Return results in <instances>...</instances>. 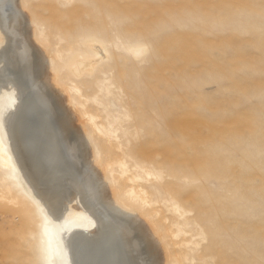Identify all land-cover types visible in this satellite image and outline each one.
<instances>
[{"label": "rangeland", "instance_id": "1", "mask_svg": "<svg viewBox=\"0 0 264 264\" xmlns=\"http://www.w3.org/2000/svg\"><path fill=\"white\" fill-rule=\"evenodd\" d=\"M28 1L92 159L165 264H264V0ZM76 58L93 69L75 71ZM13 151L1 138L0 264H54Z\"/></svg>", "mask_w": 264, "mask_h": 264}, {"label": "bare ground", "instance_id": "2", "mask_svg": "<svg viewBox=\"0 0 264 264\" xmlns=\"http://www.w3.org/2000/svg\"><path fill=\"white\" fill-rule=\"evenodd\" d=\"M28 2L0 0V139L10 141L26 181L45 207L54 264H165L152 226L114 199L104 169L92 159L87 129L65 96L60 65L50 64L55 55L41 30L37 43ZM69 16L80 26L78 14ZM93 49L103 54L101 45ZM83 58L70 61L75 71L93 69L95 63ZM186 126L178 122L170 129L182 132Z\"/></svg>", "mask_w": 264, "mask_h": 264}]
</instances>
